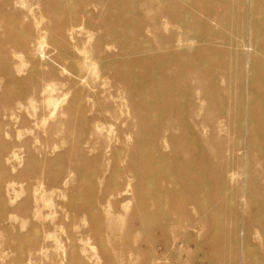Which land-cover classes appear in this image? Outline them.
Listing matches in <instances>:
<instances>
[{
    "label": "rangeland",
    "instance_id": "374dc122",
    "mask_svg": "<svg viewBox=\"0 0 264 264\" xmlns=\"http://www.w3.org/2000/svg\"><path fill=\"white\" fill-rule=\"evenodd\" d=\"M132 1L150 46L180 28L164 23L156 0ZM24 2L1 40L44 32L50 53L24 57L7 44L0 54V264H264V142L208 112L211 84L234 106L223 56L230 34L213 22L200 28L214 67L180 70L166 61L175 40L148 60L137 38L133 52L100 39L116 0ZM57 39L97 61L90 87L69 63L63 72L49 48Z\"/></svg>",
    "mask_w": 264,
    "mask_h": 264
},
{
    "label": "bare ground",
    "instance_id": "6f19581e",
    "mask_svg": "<svg viewBox=\"0 0 264 264\" xmlns=\"http://www.w3.org/2000/svg\"><path fill=\"white\" fill-rule=\"evenodd\" d=\"M152 1L140 0L144 6H150L153 3ZM176 1L181 3L179 4ZM176 1L156 0V4L153 3L155 8L166 10L165 18L167 22H164L165 24L171 23L175 27H180L178 30H173L170 36L168 35L160 43L157 41L153 44L154 46H150L141 34L138 27L140 18L137 16V12L134 11L132 0H116L109 18L100 22V26L105 31L104 37L100 39L106 38L104 40H107L108 44L112 39H116L115 48L118 47L120 51L133 52L138 50L135 41V38H137L148 60L154 59L152 55L154 53L152 52L156 50L166 52V49H171L169 45L171 41L175 40L177 43L172 47L173 52H168L166 61L174 63L180 70H192L195 64L201 67H205V65L210 67L212 65L211 56L216 52L213 51L214 48L207 45L208 41L199 38V29L208 26L211 22L222 27L223 31L230 34L229 37L223 39L226 46L223 50V56L229 59L228 64L230 66H226L227 70L232 69L227 76V81L231 86H235L234 106L229 108L217 87L211 84L209 90H212L213 96L207 98V101H212L213 105L208 107V112L213 113L212 111H214L215 114L218 113L225 120L227 119L228 124L235 132L258 131L260 134L259 139L264 142V62L259 58V56H264V18L257 19L256 12L259 10L257 0H211V4L216 5L215 8H213V5L208 4L206 0ZM260 2L263 5L264 0ZM19 6L20 8L25 7L24 0H0V28L9 31L6 22L12 19L13 12ZM198 12L202 13L203 16L201 21L197 20L196 15ZM145 16L148 20L143 22L144 27L152 26L154 17L151 13H147ZM239 17L242 19L238 22L236 20ZM244 31L249 34L247 46L243 42ZM122 39L126 40V43ZM7 44L20 49L24 57L38 56L45 59V56L50 53L47 51L44 32L33 39L14 37L13 40L3 42L0 38V54L2 48ZM194 44L196 45L194 46ZM63 45L65 43L60 39L52 40L49 44L51 51L56 52L58 58L65 62L63 72L68 70L66 63H69V68L73 70V72H70V69L69 75L77 80L91 79L85 83L87 87H90L92 78H89V76L95 73L98 66L97 61L85 54V51L84 53L77 51L79 57H73L72 54L70 55L67 52L66 46ZM245 47L251 49V56L247 57ZM59 54H61L60 57ZM155 59H158V55ZM210 73L213 78L215 72L210 71ZM41 91H47V86L41 88ZM20 95L21 92L15 94L14 98L16 99ZM174 95L176 99H182L179 90L175 89ZM46 103L48 106L54 104L51 97L46 100ZM16 107H18L16 109H20L19 104H16ZM57 107L58 104L53 106L51 116L55 114ZM176 107L181 110L184 103L177 102ZM251 114H254L255 118ZM241 116L243 117L241 118ZM188 137L186 142L189 143L194 136L188 133ZM259 139L251 135L248 139L250 147L255 148ZM183 169L182 164H176L177 172Z\"/></svg>",
    "mask_w": 264,
    "mask_h": 264
}]
</instances>
